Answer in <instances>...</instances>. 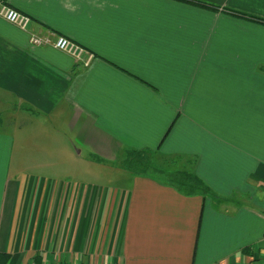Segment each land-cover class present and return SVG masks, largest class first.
Segmentation results:
<instances>
[{
	"label": "crops",
	"instance_id": "obj_1",
	"mask_svg": "<svg viewBox=\"0 0 264 264\" xmlns=\"http://www.w3.org/2000/svg\"><path fill=\"white\" fill-rule=\"evenodd\" d=\"M201 1L264 19V0ZM4 8L32 20L24 31L0 16L9 264H264V25L174 0ZM31 34L67 37L94 60ZM131 151L179 158L211 194L123 170Z\"/></svg>",
	"mask_w": 264,
	"mask_h": 264
},
{
	"label": "trees",
	"instance_id": "obj_2",
	"mask_svg": "<svg viewBox=\"0 0 264 264\" xmlns=\"http://www.w3.org/2000/svg\"><path fill=\"white\" fill-rule=\"evenodd\" d=\"M196 6L211 12H224L232 17L248 22L264 25V19L244 14L238 11L222 9L219 6L201 0H174ZM179 158H157L147 152L131 151L126 154L121 168L133 175L160 178L166 185L178 190L188 197L197 195L207 196L211 190L191 171L179 169ZM10 256L0 254V264H9Z\"/></svg>",
	"mask_w": 264,
	"mask_h": 264
},
{
	"label": "built area",
	"instance_id": "obj_3",
	"mask_svg": "<svg viewBox=\"0 0 264 264\" xmlns=\"http://www.w3.org/2000/svg\"><path fill=\"white\" fill-rule=\"evenodd\" d=\"M0 16L6 22L24 31L29 29L32 22V20L28 16L9 8H4L0 13ZM30 43L32 46L35 47L53 48L73 58L76 62L82 63L85 67L90 66V64L94 60V55L92 53L88 52L82 46L71 41L67 37H54L52 35L42 36L37 34H31Z\"/></svg>",
	"mask_w": 264,
	"mask_h": 264
},
{
	"label": "rangeland",
	"instance_id": "obj_4",
	"mask_svg": "<svg viewBox=\"0 0 264 264\" xmlns=\"http://www.w3.org/2000/svg\"><path fill=\"white\" fill-rule=\"evenodd\" d=\"M169 158H170V157H169ZM173 158H174V157H173ZM88 166L92 168V169H91V172H92V174H91V178L97 176V172H99V170H97L96 167H93V166H91V165H87V166H85V169H87ZM93 168L95 169V171H94ZM93 171H94V172H93Z\"/></svg>",
	"mask_w": 264,
	"mask_h": 264
}]
</instances>
